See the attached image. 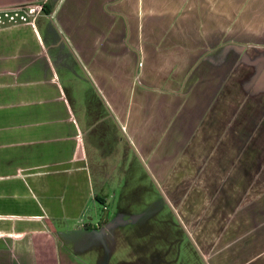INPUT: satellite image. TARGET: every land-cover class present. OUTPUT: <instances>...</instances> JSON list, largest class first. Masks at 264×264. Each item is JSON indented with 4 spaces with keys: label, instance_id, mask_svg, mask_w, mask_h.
I'll return each mask as SVG.
<instances>
[{
    "label": "crops",
    "instance_id": "0c3cea01",
    "mask_svg": "<svg viewBox=\"0 0 264 264\" xmlns=\"http://www.w3.org/2000/svg\"><path fill=\"white\" fill-rule=\"evenodd\" d=\"M0 264H264V0H0Z\"/></svg>",
    "mask_w": 264,
    "mask_h": 264
},
{
    "label": "rangeland",
    "instance_id": "374dc122",
    "mask_svg": "<svg viewBox=\"0 0 264 264\" xmlns=\"http://www.w3.org/2000/svg\"><path fill=\"white\" fill-rule=\"evenodd\" d=\"M73 72L75 77H78L81 81H83L82 79L83 75L80 69L75 67L73 69ZM74 106H76L75 103ZM113 143L116 149L125 148V143L119 139V135L115 136ZM125 164L127 165L126 178L130 179V183L127 184L125 188H124L125 184L121 183L120 185L119 184H112L106 186L104 185V188L101 189L100 185H98L97 183L84 184L82 177L74 174L75 184H72L74 187H68L66 190L59 188L57 190H53L54 193L53 195L57 196V198H60V201H55L57 205H55L54 207L60 208L61 204L64 203V198L62 197H65V200H67V196L70 194H75L76 190L77 191L79 190L81 193H83V195L86 196V194L89 191H91V189L96 194V196H100L103 199L108 198V200H110L112 198H118V193H120L121 191L122 192L125 191L127 194L131 195L132 197L143 198V200L151 201L152 203L155 202L157 204L160 201V196H159L160 193L158 192L156 184L154 185L148 167H146L141 160L140 161L137 160V158L134 155H129V154H127ZM121 171L123 172L124 169H121ZM62 177H66V176L64 175ZM54 178H59V176L51 177L48 179V182L50 183L51 187L57 186V184L54 183L55 180ZM126 178H124L123 181H125ZM62 181L66 183L68 182L65 179H63ZM68 183H73V179L71 180V182ZM120 187L124 189L121 190ZM135 193L138 194L136 195ZM60 195H62V197ZM94 204H96V206L98 204V206L101 207L98 201L84 200V207H83L84 210L82 209L83 211L81 210L82 211L81 213L75 212L76 216L78 214L77 219H75L74 221H70L71 225L74 226L73 228H75L73 229L74 231L70 233H75L76 237L80 239H84L87 237L85 236L83 226L85 224H89L91 221L94 222L96 220L95 217L93 216V213H97V209L93 206ZM30 207L32 208L33 206H31L30 204H26L21 208L25 209ZM165 210H166V216H168L170 212L166 206H165ZM76 227H78V229H76Z\"/></svg>",
    "mask_w": 264,
    "mask_h": 264
}]
</instances>
